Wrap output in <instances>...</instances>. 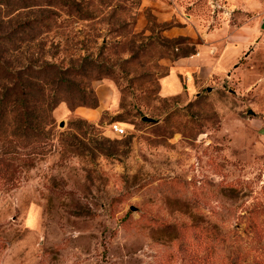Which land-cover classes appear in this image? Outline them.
I'll return each instance as SVG.
<instances>
[{
  "label": "rangeland",
  "instance_id": "rangeland-1",
  "mask_svg": "<svg viewBox=\"0 0 264 264\" xmlns=\"http://www.w3.org/2000/svg\"><path fill=\"white\" fill-rule=\"evenodd\" d=\"M49 11L1 41L0 93L25 57L91 60L110 105L61 102L52 150L0 174V264H264V0H11L0 32Z\"/></svg>",
  "mask_w": 264,
  "mask_h": 264
},
{
  "label": "trees",
  "instance_id": "trees-1",
  "mask_svg": "<svg viewBox=\"0 0 264 264\" xmlns=\"http://www.w3.org/2000/svg\"><path fill=\"white\" fill-rule=\"evenodd\" d=\"M10 5L11 0H0V13L3 7ZM58 17L57 13L49 11L37 20L15 23L7 34L0 32V66L3 70L7 64H4L3 56L9 49L1 41H12L13 50L18 51L25 43L29 45L34 42L36 37L31 32L36 22L41 25L43 21L50 22ZM81 17L78 16L81 19H87L88 16L82 14ZM37 45V54L43 55L44 41ZM25 59V64L13 67V72H9L12 84L7 91L0 93V127L4 123L8 124V115L13 114L12 131L9 135L1 134L2 140L8 145L0 149V174L5 175L7 180H13L22 164H29L30 155L41 153L40 147L44 151L47 147L52 150L55 138L53 111L61 102H67L71 110L82 106L96 108L100 103L89 85L81 86L74 78L77 75L87 77L86 67L96 66L93 61L83 63L80 67L72 62L65 67L52 60L41 61L31 56ZM9 104L12 107L10 110L7 108Z\"/></svg>",
  "mask_w": 264,
  "mask_h": 264
},
{
  "label": "crops",
  "instance_id": "crops-1",
  "mask_svg": "<svg viewBox=\"0 0 264 264\" xmlns=\"http://www.w3.org/2000/svg\"><path fill=\"white\" fill-rule=\"evenodd\" d=\"M228 49V47L226 48ZM239 50L240 48H236L234 47L233 49L232 48H229V50H227L224 55H223V60L221 59V62H220V69H225L227 68L230 64L233 63V61L236 59V56H237V53H239ZM172 74L169 75V77H172ZM174 79L172 80V88L175 90V89H178L180 87V81L178 79V77L175 75L173 77ZM101 103V107L104 106V107H109L110 105V102L106 103L105 99H101L100 101ZM77 111H81L82 113H84L85 115L87 116H92V117H96V109H93V108H78Z\"/></svg>",
  "mask_w": 264,
  "mask_h": 264
},
{
  "label": "built area",
  "instance_id": "built-area-1",
  "mask_svg": "<svg viewBox=\"0 0 264 264\" xmlns=\"http://www.w3.org/2000/svg\"><path fill=\"white\" fill-rule=\"evenodd\" d=\"M112 129L116 134L122 135L125 133V128L122 127L121 123L119 122H114L111 124Z\"/></svg>",
  "mask_w": 264,
  "mask_h": 264
},
{
  "label": "water",
  "instance_id": "water-1",
  "mask_svg": "<svg viewBox=\"0 0 264 264\" xmlns=\"http://www.w3.org/2000/svg\"><path fill=\"white\" fill-rule=\"evenodd\" d=\"M261 132L264 134V128L261 130Z\"/></svg>",
  "mask_w": 264,
  "mask_h": 264
}]
</instances>
